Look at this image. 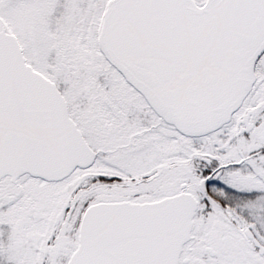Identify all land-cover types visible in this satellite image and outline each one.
Segmentation results:
<instances>
[{
    "label": "snow or ice",
    "instance_id": "obj_1",
    "mask_svg": "<svg viewBox=\"0 0 264 264\" xmlns=\"http://www.w3.org/2000/svg\"><path fill=\"white\" fill-rule=\"evenodd\" d=\"M0 264H264V0H0Z\"/></svg>",
    "mask_w": 264,
    "mask_h": 264
}]
</instances>
